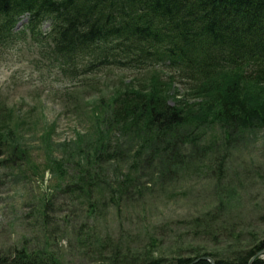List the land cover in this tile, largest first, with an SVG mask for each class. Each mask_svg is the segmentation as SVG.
<instances>
[{"label": "rangeland", "instance_id": "1", "mask_svg": "<svg viewBox=\"0 0 264 264\" xmlns=\"http://www.w3.org/2000/svg\"><path fill=\"white\" fill-rule=\"evenodd\" d=\"M156 80L176 101L199 102L162 72L73 76L29 38L0 51L10 143L0 146L1 254L167 264L202 254L227 261L264 242V128L227 137L214 125L185 128L164 163L158 145L140 154L138 140L107 124L120 91Z\"/></svg>", "mask_w": 264, "mask_h": 264}, {"label": "trees", "instance_id": "2", "mask_svg": "<svg viewBox=\"0 0 264 264\" xmlns=\"http://www.w3.org/2000/svg\"><path fill=\"white\" fill-rule=\"evenodd\" d=\"M26 38L73 76L102 69L162 72L186 86L198 103L176 101L159 80L112 99L107 124L138 140L140 154L156 144L166 163L171 142L185 128L214 125L225 137L264 128V0H0V51ZM5 127L0 121V146L10 145ZM262 251L263 241L227 261L202 254L167 264H211L201 257L248 264L255 255L251 264H264ZM144 260L140 264L165 262ZM0 264L57 261L20 249L0 253ZM99 264L127 263L115 256Z\"/></svg>", "mask_w": 264, "mask_h": 264}, {"label": "water", "instance_id": "3", "mask_svg": "<svg viewBox=\"0 0 264 264\" xmlns=\"http://www.w3.org/2000/svg\"><path fill=\"white\" fill-rule=\"evenodd\" d=\"M262 252H264V251H262ZM258 254H259V253H258ZM256 256H257V255H255L253 258H255ZM253 258H251V259L249 260V263H248V264H251ZM201 259L207 260V261H209L211 264H213V261H212L209 257H201Z\"/></svg>", "mask_w": 264, "mask_h": 264}]
</instances>
